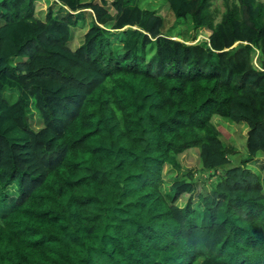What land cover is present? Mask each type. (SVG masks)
<instances>
[{"label": "trees", "instance_id": "1", "mask_svg": "<svg viewBox=\"0 0 264 264\" xmlns=\"http://www.w3.org/2000/svg\"><path fill=\"white\" fill-rule=\"evenodd\" d=\"M39 1L0 0V264H264V3L161 0L189 44L159 0Z\"/></svg>", "mask_w": 264, "mask_h": 264}, {"label": "rangeland", "instance_id": "2", "mask_svg": "<svg viewBox=\"0 0 264 264\" xmlns=\"http://www.w3.org/2000/svg\"><path fill=\"white\" fill-rule=\"evenodd\" d=\"M261 1L264 3V0ZM228 2H235V0H214L212 5V10L214 12L217 21L221 19L222 14L226 10V6ZM51 5H52V0H40L38 7L41 10L46 11ZM155 8L157 9L160 16H163L168 20V24H170V27H174L175 25L178 26L177 32H180L182 35L181 36L175 35L174 38L178 40L187 39L188 40L187 42L189 44L207 42L210 32H208L206 29H200L198 31L199 37L196 41L190 40L193 36H195L194 25L192 23H188L187 21H183V22L180 21V23H178L174 17L172 10L169 9V4H165L163 1L159 0L158 2L155 3ZM88 25H89L88 22L84 25V27L81 25L83 30H79L76 33L77 36L75 35L73 41L70 42L71 47L73 48L78 47L84 33L86 32ZM186 34H188L189 36L188 38L185 37ZM213 122L218 128L223 142L235 148L236 154L231 157L232 158L231 165L242 164L248 158V147H247L248 133H249L248 125L244 123H240V124L234 123L230 120L221 117H214ZM33 124L35 125V127L41 126V123L37 118L33 122ZM179 160L185 169L192 168L198 174L197 178L200 182L197 185V196L199 194H206L210 190L211 182L216 179V176L220 172H222V170H218L217 172H210L204 170L199 160L198 150L196 149H191L185 152L184 154L180 155ZM248 164L257 173H259L262 178H264V169L262 167L264 164V152L260 151L258 156ZM167 171H168V166L165 167V172ZM188 199H189V195L185 194L180 199L179 203L181 204V206H184L188 201ZM196 201L197 198L195 197L194 202Z\"/></svg>", "mask_w": 264, "mask_h": 264}]
</instances>
